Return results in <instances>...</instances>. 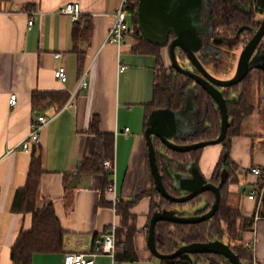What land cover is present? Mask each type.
I'll list each match as a JSON object with an SVG mask.
<instances>
[{"label": "crops", "instance_id": "1", "mask_svg": "<svg viewBox=\"0 0 264 264\" xmlns=\"http://www.w3.org/2000/svg\"><path fill=\"white\" fill-rule=\"evenodd\" d=\"M69 3H79L81 17L91 20L93 27L91 42L79 46L85 51L82 71L87 72L88 83L80 90L78 53L71 35L74 21L63 13ZM119 3L120 0H0V264H15L12 246L20 232L32 226V214L14 213L12 204L17 189L26 184L32 157L20 144L38 114L50 121L41 132L40 143L35 145L42 153L44 169L37 207L42 209L52 203L66 234L62 252L36 253L32 264H64L66 252L91 251L96 236L110 225L120 224L121 217L112 204L120 199L133 200L155 188L145 131L153 110L149 105L154 98L156 59L133 51L136 40L130 18L121 46L106 41ZM60 66L68 72L65 83L56 76ZM34 92L45 95L44 105L34 106ZM12 94L18 97L14 107L9 103ZM93 116L98 117L101 132L114 136L113 188L109 183L113 178L103 169V163L98 170L79 172L81 163L94 153L96 136L90 132ZM249 117L241 128L251 126ZM229 146L228 159L239 174L229 192L241 215L246 219L254 217L252 227L243 235L251 252L243 263L256 258L258 264H264V194L260 205L258 200L249 199L254 189L264 187L260 186L264 182V126L242 128L239 135L231 137ZM223 150L221 144L200 152L198 166L207 179L212 180ZM182 160L178 156L172 163L161 160L162 173L168 180L179 172ZM253 168H260L261 173H253ZM213 202L214 197L206 193L198 206L188 204L178 209L190 216L198 208H210ZM159 203L160 197L152 195L132 208L139 229L135 236L139 261L117 262L110 255H99L95 264H154L147 224L153 207L157 210ZM200 260L207 264L205 259Z\"/></svg>", "mask_w": 264, "mask_h": 264}, {"label": "trees", "instance_id": "2", "mask_svg": "<svg viewBox=\"0 0 264 264\" xmlns=\"http://www.w3.org/2000/svg\"><path fill=\"white\" fill-rule=\"evenodd\" d=\"M238 0H213L216 9V18L218 21L225 19L226 16L238 17L240 19L246 16L245 21L258 27L264 16V0H239V6L235 7ZM139 0H132L129 7V17L133 24V36L136 40L133 51L137 54L152 55L156 59V68L154 74V98L149 105V109L162 108L170 106L174 110H180L183 105L189 81L181 73H178L172 66L164 70V61L162 50L167 48L160 45L149 43L138 27L137 9ZM246 10L244 15L242 10ZM92 23L89 19L74 21L72 28V40L75 44V52L78 53V70L82 74L85 51L80 45L89 44L92 38ZM169 55V51H168ZM170 58V57H169ZM184 78V81L181 80ZM247 86L244 89L243 103L231 108L234 115H239L241 108L246 104L250 105L254 97L251 94V76H246ZM43 93L34 92L33 103L43 104L47 100ZM245 109V108H244ZM243 109V110H244ZM255 106H250L249 114L255 111ZM245 111V110H244ZM90 132L96 136V144L92 157L85 159L79 172H92L99 169V166L114 155V136L109 133H103L99 128V119L93 116L90 122ZM241 133V125L230 126L226 139L222 142L224 150L221 160L216 167L212 181L220 185L222 172L226 169L228 176L221 186L222 199L215 216L195 224H180L171 222H159L156 226V243L161 253L169 254L176 251L180 246L193 242H208L220 239L230 245L236 254L239 255L243 263L251 257V252L244 244L243 235L245 231L250 230L253 225L254 217L244 218L241 215L240 208L233 203V196L229 192V186L239 179L238 168L228 159L229 141L233 135ZM199 152L201 149L198 150ZM30 168L26 184L18 188L13 204L12 211L19 214H32V226L29 230H22L12 246L11 258L15 264H32V259L36 253H57L64 249V236L66 234L59 218L56 215L54 206L46 205L44 208L37 207L39 195V185L41 176L44 172L43 157L38 146H33ZM196 153V151H195ZM111 175L110 173H107ZM109 183H112L110 180ZM262 181L260 186H263ZM210 193L213 197L214 194ZM152 195H158L163 206H169L168 200L163 198L155 188L152 191H145L133 200L120 199L112 204L120 215L121 221L116 230V253L117 262H136L139 261L135 246V236L139 229L137 228V215L132 212V208L139 200ZM155 206V205H154ZM156 211L153 207L150 218ZM147 224V234L149 229ZM194 259L190 254L181 255L174 259H161V264H195V261L205 259L207 264H229L228 261L218 255L195 254Z\"/></svg>", "mask_w": 264, "mask_h": 264}, {"label": "water", "instance_id": "3", "mask_svg": "<svg viewBox=\"0 0 264 264\" xmlns=\"http://www.w3.org/2000/svg\"><path fill=\"white\" fill-rule=\"evenodd\" d=\"M207 2L209 0H139L138 3L137 20L142 35L151 44L169 48L171 66L178 73L201 83L208 95L216 102L221 115L220 132L216 138L180 144L174 139L183 130V124H185L181 115L189 113L187 108L193 105L190 99L192 88L188 89L185 103L180 110L167 106L155 108L149 114L145 138L151 173L156 191L168 200L170 205L164 207L162 203H159L158 209L150 218L147 241L150 252L159 259H174L185 254H211L226 259L229 264H243L230 245L220 239L184 244L169 254L161 253L156 243V226L159 222L195 224L215 216L222 199L221 186L226 181L228 171L224 170L221 184L217 185L202 174L197 162H193L188 168V173L171 174V186L175 191L173 193L168 189L160 170L155 139L159 138L168 149L181 153L202 149L212 144H221L228 135L231 121L227 100L220 88L239 84L252 70L262 68L264 62V54L258 52V46L264 38L263 18L258 31L242 50L236 72L231 79H218L208 72L196 55L203 45L200 34L203 26L202 15ZM177 48L187 54L194 66L199 69L200 74L184 68L179 62ZM208 192L214 194V202L210 208L206 206L198 208L190 216H187V211L178 209L188 204L192 207L198 206Z\"/></svg>", "mask_w": 264, "mask_h": 264}, {"label": "flooded vegetation", "instance_id": "4", "mask_svg": "<svg viewBox=\"0 0 264 264\" xmlns=\"http://www.w3.org/2000/svg\"><path fill=\"white\" fill-rule=\"evenodd\" d=\"M239 3L240 1L238 0L235 4V7H238ZM242 13L245 15L247 11L244 9L242 10ZM245 18L246 16L240 19L238 17L235 18L232 17V15H228L225 19H221L220 21H218L216 18V9L213 0H209V2L205 3V10L202 15L203 26L200 34L203 45L201 50L197 52L196 55L210 74H212V71L217 70L230 71L233 65L232 59L235 55V49L240 47L241 55V52L244 49L245 45L258 31L262 21L260 25L256 27L251 23H247L245 21ZM258 52L259 54H264V38L258 46ZM177 56L179 62L184 66L185 69H189L197 74H200L199 69L194 66L187 54L180 48H177ZM261 67L262 68L254 69L251 72L255 71L256 73L263 74L264 64ZM236 69L237 66L235 67V72ZM183 76L187 78V80H190L187 91L188 89L192 88L190 99L193 102V105L190 106L191 108H187L189 113L181 115V118L185 120V124H183V130L179 132V135L174 139V141L180 144H190L202 140L213 139L214 137H211V135L213 134L216 126L221 127V115L218 110V106L216 102L208 95L201 83H197L194 79L186 75ZM233 76L234 72L230 75V77L226 78V80L231 79ZM245 79L237 85L227 88H220L227 100L231 126L238 123L242 125L244 120L250 115L249 109L252 105L255 106L256 109L259 108L261 112L264 110V108H261L260 106L262 96H259L256 102V104L259 103L258 106H256V104H254L253 102H251L250 105H248V103L246 104V106H244L245 109L241 108V111L237 116L234 115V113L231 111L232 107L243 103L244 89L247 86ZM185 99L183 105L185 103ZM206 124L208 126H206ZM202 125L203 127H201ZM155 146L157 149L158 164L161 171H163V166L161 165L162 159H165L167 162L172 163V161L174 160V156H178L180 158H183L182 161L184 163L179 167V172L188 173V168L190 167V165L193 162L198 163V157L201 152L198 151L199 149L192 150L186 153L173 151L171 149H168L160 141L159 138L155 139ZM160 150L166 152V156H164ZM169 178L170 180H168V178L164 176V181L168 189L174 193L175 191L171 186L172 177L169 176Z\"/></svg>", "mask_w": 264, "mask_h": 264}, {"label": "built area", "instance_id": "5", "mask_svg": "<svg viewBox=\"0 0 264 264\" xmlns=\"http://www.w3.org/2000/svg\"><path fill=\"white\" fill-rule=\"evenodd\" d=\"M132 0H120L119 7L114 14V22L110 31L108 33L106 41L109 43L121 46L125 40L126 32L128 30V17H129V7ZM63 13L70 16L73 21H77L81 17V7L79 3H69L63 9ZM33 19L29 21L32 25ZM126 67L123 66L122 69ZM87 72H83L80 76L79 85L77 90L84 89L88 86L86 81ZM57 78L65 83L68 81V72L64 66H60L56 71ZM17 94H12L9 103L12 107L17 104ZM49 119L43 115L38 114L32 120L30 125V132L27 137L21 142L20 147L26 151L30 152L32 147L40 143L41 132L48 125ZM129 129L127 128L126 131ZM103 169L110 173L113 180L111 183V188L114 186V176L116 171L115 159H106L102 164ZM252 172L255 174H260V168H253ZM264 194V187L261 189H254L249 195V199L258 200L260 205ZM116 203V202H115ZM114 211L117 214V210L114 207ZM118 225H110L102 235H98L94 238V245L89 252H66L64 255V264H95L96 258L99 255H110L115 258L116 253V230ZM247 264H258L256 258H252Z\"/></svg>", "mask_w": 264, "mask_h": 264}, {"label": "rangeland", "instance_id": "6", "mask_svg": "<svg viewBox=\"0 0 264 264\" xmlns=\"http://www.w3.org/2000/svg\"><path fill=\"white\" fill-rule=\"evenodd\" d=\"M239 55H240V47L235 49V55H234V57L232 59L233 65L231 67V70L230 71H227V70H224V71L223 70L212 71L213 76H215L218 79L226 80V78L230 77V75L233 72L235 74V67L237 66ZM162 58H163V61H164V68H165L164 70L169 69V67L171 66V61H170V58H169V55H168V48H165V49L162 50ZM250 76H251V85H252L251 86V88H252L251 94L254 97V100L252 102L254 104H256L257 98L259 96H262V100H261L260 106H261V108H264V73L263 74H259V73H256L255 71H253V72L250 73ZM181 80L184 81V78H181ZM258 104L259 103H257L256 106H258ZM263 112H264V110L261 112V110L259 108H257L252 113V115L250 114V117L248 119H249V122H251L250 123L251 126L247 127V128L256 129V128H259L261 126H264V113ZM242 128L243 129H247L244 126ZM219 132H220V127L216 126V128H215L213 134L211 135V137L216 138ZM221 144L208 145V146L202 148L201 151L203 149L208 148V147H216V146L221 145ZM190 257L192 259H194L193 255H190ZM153 263L154 264H161V259L154 257L153 258ZM244 263H245V261H244ZM195 264H205V263H204L203 260H197V261H195Z\"/></svg>", "mask_w": 264, "mask_h": 264}]
</instances>
